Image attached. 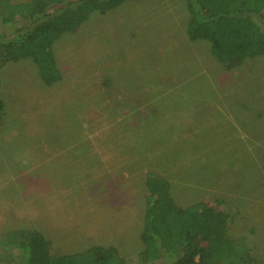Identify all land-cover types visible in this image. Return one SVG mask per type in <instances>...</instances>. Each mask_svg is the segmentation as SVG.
<instances>
[{"label":"rangeland","instance_id":"obj_1","mask_svg":"<svg viewBox=\"0 0 264 264\" xmlns=\"http://www.w3.org/2000/svg\"><path fill=\"white\" fill-rule=\"evenodd\" d=\"M187 19L183 0H126L53 43L59 81L30 59L1 68L0 264L16 230L53 255L138 252L149 171L180 207L222 199L228 235L264 260V57L226 69L187 40ZM145 108L167 116L150 124Z\"/></svg>","mask_w":264,"mask_h":264},{"label":"trees","instance_id":"obj_2","mask_svg":"<svg viewBox=\"0 0 264 264\" xmlns=\"http://www.w3.org/2000/svg\"><path fill=\"white\" fill-rule=\"evenodd\" d=\"M124 1L29 0L6 9L0 4V26L4 27L0 30V70L8 62L30 59L45 85L59 81L53 43L63 34L76 32L91 13L109 11ZM183 2L187 40L207 43L211 55L226 69L255 56L264 57V0ZM145 110L150 124L167 116L164 110ZM3 117L0 97V127ZM143 186L142 248L134 254L122 256L113 246L93 245L80 252L53 255L48 241L36 230H16V237L7 234L4 250L14 264H264L261 254L228 235L233 213L222 199L180 207L171 194L170 180L153 171L145 173ZM256 194L259 199L261 195ZM260 204H255L256 209Z\"/></svg>","mask_w":264,"mask_h":264}]
</instances>
